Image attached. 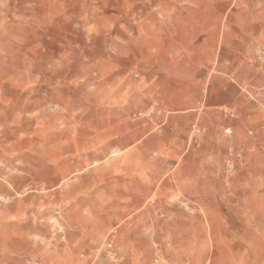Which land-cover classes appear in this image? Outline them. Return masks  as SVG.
Instances as JSON below:
<instances>
[{
	"label": "rangeland",
	"instance_id": "obj_1",
	"mask_svg": "<svg viewBox=\"0 0 264 264\" xmlns=\"http://www.w3.org/2000/svg\"><path fill=\"white\" fill-rule=\"evenodd\" d=\"M193 6L239 20L264 75V0H0V264L70 246L87 264H264V79L201 124L154 100V49Z\"/></svg>",
	"mask_w": 264,
	"mask_h": 264
},
{
	"label": "crops",
	"instance_id": "obj_2",
	"mask_svg": "<svg viewBox=\"0 0 264 264\" xmlns=\"http://www.w3.org/2000/svg\"><path fill=\"white\" fill-rule=\"evenodd\" d=\"M201 10L206 12L205 8L193 6L192 12L196 15L192 18L177 15L169 19L168 22L175 25L176 34H172L166 43L163 41L164 45L158 44L160 47L153 52L160 59L152 61V76L161 71L160 80L153 82L154 100L159 104L157 109L162 113V121L166 119L168 123L179 117L186 125L197 120L201 124L206 115L238 106L246 96L244 84L259 87L264 79L263 72L252 62L256 57L257 40L243 38L239 30L243 27L241 22L230 16L222 20L205 15L201 20ZM185 24H192L187 35L182 32ZM202 26L206 34H201ZM221 29V35L217 37V31ZM69 249L65 264H87L74 256L75 247ZM50 253L55 255L39 257L40 264H63L60 254L65 251L61 247ZM20 254L22 264H28L30 250L24 249Z\"/></svg>",
	"mask_w": 264,
	"mask_h": 264
}]
</instances>
